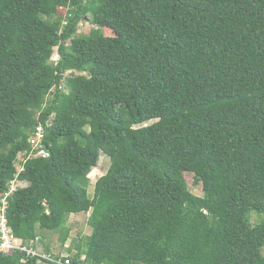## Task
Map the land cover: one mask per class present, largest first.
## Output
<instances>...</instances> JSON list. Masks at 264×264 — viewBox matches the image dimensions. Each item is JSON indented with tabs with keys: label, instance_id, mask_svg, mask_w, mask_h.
Segmentation results:
<instances>
[{
	"label": "trees",
	"instance_id": "obj_1",
	"mask_svg": "<svg viewBox=\"0 0 264 264\" xmlns=\"http://www.w3.org/2000/svg\"><path fill=\"white\" fill-rule=\"evenodd\" d=\"M4 199L47 264H264V0H0ZM86 213L91 233L72 239Z\"/></svg>",
	"mask_w": 264,
	"mask_h": 264
},
{
	"label": "rangeland",
	"instance_id": "obj_2",
	"mask_svg": "<svg viewBox=\"0 0 264 264\" xmlns=\"http://www.w3.org/2000/svg\"><path fill=\"white\" fill-rule=\"evenodd\" d=\"M61 13L65 14L66 13V9H61ZM92 28V25L86 21H83L79 24V28H78V32L77 35H83L85 33H88L90 31V29ZM103 34L110 36L113 34V32L109 29V28H104L102 29ZM57 53H55L53 55V57H56ZM151 123V122H150ZM39 145V140H37V143L34 144V146H38ZM19 162H17V167L20 171L24 170V164L26 162L25 160V156L24 154L19 155ZM111 164V159L106 156V155H101L99 158V162H98V167L95 168L91 173H89L88 178H89V192L92 194L94 192V187H95V183L97 181V179L104 175L109 166ZM185 179L187 181L188 187L189 189L196 195H202V182L200 181V179L195 176L193 173L190 172H186L185 173ZM27 183L25 182H20L19 180H14L12 181V191L16 190L19 187H24L26 186ZM90 213H86V214H77V215H72L69 217L68 220V225L71 228V236L72 239L76 238V237H84L86 235H89L91 233V227L88 224V218H89ZM264 218V214L263 215H258L257 213H254L252 215V222L253 224H257L258 222H260L262 219ZM51 242L50 244L52 245V250L53 252H57L60 251L61 249V244L58 241V234L55 235H51ZM49 236V237H50ZM72 239H69L67 241V246L66 247H71L72 246ZM40 264H44V262L40 263Z\"/></svg>",
	"mask_w": 264,
	"mask_h": 264
},
{
	"label": "built area",
	"instance_id": "obj_3",
	"mask_svg": "<svg viewBox=\"0 0 264 264\" xmlns=\"http://www.w3.org/2000/svg\"><path fill=\"white\" fill-rule=\"evenodd\" d=\"M59 55L53 57L54 61L59 60ZM44 137V129L41 126H38L36 131V136L31 139V143L36 150V156H47L48 153L42 147V140ZM39 140V145L34 146ZM7 205L6 200H3V205L0 206V254H12L15 251H21L30 258L42 259L44 264H47L49 261H56L57 255L53 256L52 253H46L40 248L39 237L31 241L29 244L25 243L23 239L15 236L11 227L9 226L8 217H7ZM67 264H72L70 259L66 260Z\"/></svg>",
	"mask_w": 264,
	"mask_h": 264
}]
</instances>
